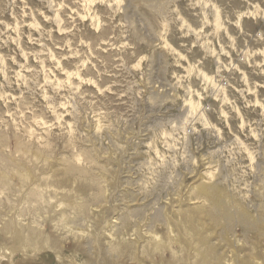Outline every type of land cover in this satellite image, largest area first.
<instances>
[{
  "label": "rangeland",
  "instance_id": "374dc122",
  "mask_svg": "<svg viewBox=\"0 0 264 264\" xmlns=\"http://www.w3.org/2000/svg\"><path fill=\"white\" fill-rule=\"evenodd\" d=\"M12 163L65 217L28 204V183L11 192ZM3 173L1 226L43 221L46 236L36 249L1 238L0 264H194L206 245L218 264H264V0H0ZM206 187L236 221L191 205ZM158 211L175 243L155 228L160 247L91 258L79 238Z\"/></svg>",
  "mask_w": 264,
  "mask_h": 264
},
{
  "label": "bare ground",
  "instance_id": "6f19581e",
  "mask_svg": "<svg viewBox=\"0 0 264 264\" xmlns=\"http://www.w3.org/2000/svg\"><path fill=\"white\" fill-rule=\"evenodd\" d=\"M191 105H192V103H191ZM191 109H193V107ZM190 116H192V115H190ZM185 126H187V124L184 125V129H185ZM185 131H186V129H185ZM17 150H20V151H18V153H20V154L25 153L22 146H21V148H19ZM17 162H19V160ZM20 162H23V161H20ZM77 165H78V163H77ZM68 170H69L68 172L70 173V175H74L75 173H77L76 168H72V169L69 168ZM6 172L10 174V177H13V175H17L19 177V180L22 182L21 185L23 186V188L18 189L17 187H14L11 191L12 193H17V192L22 193L23 190L25 188H27L26 184L28 183V184H30L29 185L30 187H28L29 193H27L25 195V198H27L26 200H27L28 204L34 205V207H36V210H41V211H44L45 213H48V212L56 213V212L61 211V213H60L61 219H62V217H65V211L63 208H61L65 204L58 202L56 200V197L53 198L52 195H54V194L40 190L39 185L35 184L36 180L34 181L32 179V176H33L32 174L25 173L24 168L21 169V167L19 165H17L16 163H12L9 170L6 167ZM10 177L6 176L3 173V175H0V181H2L5 186L9 187L11 185ZM209 177H210V174L206 175L204 178H200L199 181L201 180V181H203L202 183H204L205 180H209ZM210 179H212V178L210 177ZM201 187L202 186H197L196 189L197 188L199 189ZM206 188H207V190L202 188V193H204V194H202L203 196H201V198H197L194 202H192L191 205L205 206L209 202L211 205V210L209 211V216L211 217V220H213L215 222H219V219L221 217H223V218H226L227 220L236 221L235 220L236 218L234 216L230 215V211L227 208V206H225L223 203H221L218 200V198L215 196V194H211L212 191L210 192L209 187H206ZM102 192L103 191H101L99 193V195H102L103 194ZM104 194H105V192H104ZM58 200H60V199H58ZM18 209H19V207H18ZM157 213H158V215L153 218L154 219L153 222L151 221L152 224L146 225L143 227L138 226L139 224H134V222H133L134 220L130 219V217L129 218H122V216H120L121 218H116V219H115V217L114 218L112 217L111 220L105 221V223L102 226V230H103L102 236H99V239L98 240L96 239L95 242L92 243L93 245H91V243L89 242L88 237L81 235L79 238L82 239V241L84 240L86 242V243H84V246L86 247L87 253L91 255V258L95 254L99 255L102 252V247H103V250H104V248H106L108 250V252L109 251L113 252V251H116L118 249L120 251L124 250L122 252H127L128 254H130V257H132V254L147 251V249L150 246H152V245L157 246L159 244L157 242H159L158 239L160 238V235L155 232V228H161L162 227V229L165 230V232L167 231L166 235H167L169 241L172 240L173 236H171V235L174 231L172 228L174 220L170 219L171 221L168 220L167 223L162 222L164 224H160L157 227L156 222L159 221V219L161 218L160 211H158ZM164 216L166 217V214ZM13 218H14V216H13ZM42 222L36 221L34 223H28L26 225H23L22 223H18L15 220H8L5 223H3L2 226L0 223V239L2 238L6 241H9V243L19 244L21 246H26V247L29 246L30 248L36 249L37 248L36 247L37 242L35 243V239H42V238L44 239V237L46 236V235H44L45 231H43V225H41ZM45 222H46V220H45ZM176 224H177V222H176ZM248 226L250 229H256V228H258L259 225H258V223L250 221V222H248ZM61 227H63V229H61ZM67 227L68 226H66V224H65V226L56 224L54 228L57 231L62 232L63 233L62 235L65 236V238H67V237L74 235V233H75V232L73 233L74 230L72 231L71 229H69ZM261 235L264 237V234H261ZM72 238L75 239V238H78V236L74 235V236H72ZM102 239H103V243L100 244ZM174 240L175 239H173V241H171V243L174 242ZM220 240L224 241V237H221ZM168 243L170 245V242H168ZM225 244L229 245L226 242H225ZM163 245H164V243H163ZM158 246L160 247L161 244H159ZM227 247L230 248V246H227ZM172 253H174V250H172ZM6 254H8L7 251L6 252L4 251L3 253H1L0 259H6L7 258ZM218 255H219L218 251L216 249H214L213 246L206 245L203 249L202 248H200L198 250L196 249V252H195L196 262L194 264H218V262H219V260H218L219 257H217ZM209 256H211V258ZM215 259H217L216 262L214 261ZM222 259H224V264H233V262L235 261L234 260L235 258L233 256H227L226 258L223 257ZM254 260L255 259H253V256L250 255V256H248V259H245V258L242 259V264H253ZM239 262H241V260Z\"/></svg>",
  "mask_w": 264,
  "mask_h": 264
}]
</instances>
